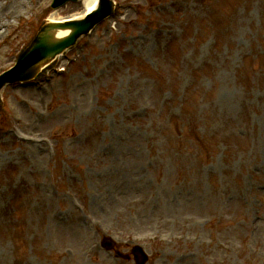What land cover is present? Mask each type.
<instances>
[{"label":"rangeland","instance_id":"1","mask_svg":"<svg viewBox=\"0 0 264 264\" xmlns=\"http://www.w3.org/2000/svg\"><path fill=\"white\" fill-rule=\"evenodd\" d=\"M115 1L2 94L0 264H108L104 235L152 264H264V0ZM51 2L0 0V71L85 11Z\"/></svg>","mask_w":264,"mask_h":264},{"label":"water","instance_id":"2","mask_svg":"<svg viewBox=\"0 0 264 264\" xmlns=\"http://www.w3.org/2000/svg\"><path fill=\"white\" fill-rule=\"evenodd\" d=\"M63 1H65V0H57V2L54 3V5H59ZM101 4H102L101 7H103V8H101L98 12L96 11L94 13V14H96L94 16V19H100L109 12V8L105 9V7H108V5H107L108 3L106 2V0H102ZM44 31L48 32L47 29H45ZM41 39H44L42 37V33L38 35V37L36 39V45L33 47V49L27 55H23L22 58L26 60L27 65L34 64L38 59H40L43 56H46L49 53V51L51 50L49 45H51V47L56 50V49H59L62 47V45H60L61 43H67L68 42V38L65 37L61 40L53 41L52 44L48 45V43L45 42L46 39H44V40H41ZM20 65L21 64H19L17 66V68H19Z\"/></svg>","mask_w":264,"mask_h":264},{"label":"bare ground","instance_id":"3","mask_svg":"<svg viewBox=\"0 0 264 264\" xmlns=\"http://www.w3.org/2000/svg\"><path fill=\"white\" fill-rule=\"evenodd\" d=\"M81 2H83L84 6H85V11H82V12H79V13H75L71 16H68V17H61V18H58V16L55 15V13L53 15H51L49 18L50 20H53V21H70V19H74V18H78V17H82L85 15V12H90L91 10L95 9L99 3L100 0H80ZM11 12L13 10H10ZM10 12V13H11ZM2 17V15H0V18ZM7 17V16H5ZM7 21V20H6ZM0 22H2V20L0 19ZM51 32L54 33V37L55 39H59L60 37H63L65 35H67L70 31H71V28L70 27H56L52 30H50ZM68 44L67 43H64V47H67ZM63 48H60V49H57L56 53L54 54H50L49 56H45L44 58L42 57L41 58V64L42 65H45L49 62H51L54 58L57 57V53L58 51L62 50ZM12 66V65H11Z\"/></svg>","mask_w":264,"mask_h":264}]
</instances>
